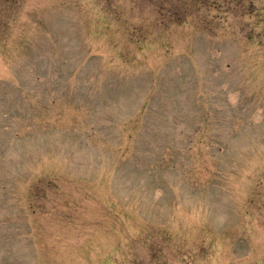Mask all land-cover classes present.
Wrapping results in <instances>:
<instances>
[{
    "label": "rangeland",
    "instance_id": "obj_1",
    "mask_svg": "<svg viewBox=\"0 0 264 264\" xmlns=\"http://www.w3.org/2000/svg\"><path fill=\"white\" fill-rule=\"evenodd\" d=\"M0 264H264V0H0Z\"/></svg>",
    "mask_w": 264,
    "mask_h": 264
}]
</instances>
